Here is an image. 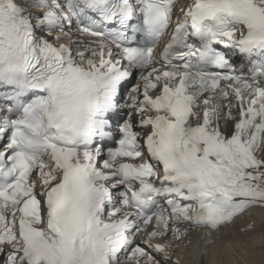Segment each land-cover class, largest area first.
Listing matches in <instances>:
<instances>
[{
  "label": "snow or ice",
  "instance_id": "6c2138e0",
  "mask_svg": "<svg viewBox=\"0 0 264 264\" xmlns=\"http://www.w3.org/2000/svg\"><path fill=\"white\" fill-rule=\"evenodd\" d=\"M253 209L264 0H0V264H212Z\"/></svg>",
  "mask_w": 264,
  "mask_h": 264
},
{
  "label": "bare ground",
  "instance_id": "6f19581e",
  "mask_svg": "<svg viewBox=\"0 0 264 264\" xmlns=\"http://www.w3.org/2000/svg\"><path fill=\"white\" fill-rule=\"evenodd\" d=\"M253 221L259 226L264 221V213L259 209H253L250 216L238 219L234 229L227 230L228 234L223 239L217 238L216 244L210 249L211 255L208 261L212 264H244V257L241 255V251H243L241 241L245 237L241 235L240 230L246 228Z\"/></svg>",
  "mask_w": 264,
  "mask_h": 264
},
{
  "label": "rangeland",
  "instance_id": "374dc122",
  "mask_svg": "<svg viewBox=\"0 0 264 264\" xmlns=\"http://www.w3.org/2000/svg\"><path fill=\"white\" fill-rule=\"evenodd\" d=\"M262 223H264V221H263ZM262 223H261V224H262ZM257 243L260 244L259 233H257V241H256V244H257Z\"/></svg>",
  "mask_w": 264,
  "mask_h": 264
}]
</instances>
